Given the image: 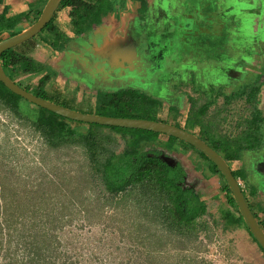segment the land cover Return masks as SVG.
<instances>
[{"label": "trees", "instance_id": "obj_1", "mask_svg": "<svg viewBox=\"0 0 264 264\" xmlns=\"http://www.w3.org/2000/svg\"><path fill=\"white\" fill-rule=\"evenodd\" d=\"M62 5L73 7L72 18L78 33L92 30L94 25H99L103 17L112 10L109 0H96L95 2L64 0ZM2 21H5L4 17ZM55 21L53 18L43 34L49 35L48 43L51 46L62 49L69 39L59 30ZM20 22L22 19H18L14 24L12 22L9 27H15ZM6 26H8L7 23L0 25V36ZM18 34L20 31H13L11 37ZM37 45L36 38H33L3 53L1 63L6 74L20 87L39 98L72 110L88 113L76 107L74 101H62L59 96L50 94L47 86L52 80L51 74H46L37 88H31L17 81L19 75L22 74L39 75L43 73L44 66L32 56ZM221 95L223 94L219 93L213 100L200 97L197 101L190 98L189 111L183 112V108L167 106L166 103L158 101L160 99L153 98L152 95L140 90L127 88L111 93L101 91L97 95L95 114L174 124L199 136L230 164V162L241 160V153L238 150L252 151L258 147L259 143L261 144L264 118L255 108L258 97L254 96L251 91H245L242 96L235 99L246 98V104L253 107V118L242 117L237 125L232 122V127L229 128L227 126L228 114L231 113L232 100L228 99V96L225 97L222 109L213 114L215 110L213 106ZM0 111L9 113L32 129L43 140L49 151L78 148L83 153L84 165L82 175L77 178H80L79 181H83V186H85V189L78 190L84 196L85 192L96 196L97 201L103 206H111L115 209L133 208L138 232L153 228L156 233L169 234L173 239L182 242L181 250L183 248L182 251L185 252L188 244L193 246L207 229L216 226L223 232L242 231L246 233L250 242L255 244L264 256V250L246 226L223 174L206 155L186 142L151 131L73 121L29 103L10 91L1 81ZM196 128L200 129L199 133L194 132ZM244 138L245 140L242 141ZM177 145L195 151L201 159L210 164L208 167L210 176H219L223 183L222 191L226 197L227 209H220L217 213H213L209 204L201 201V195L193 191L192 186L187 188V171L182 163L177 162L175 166H171L165 161L172 156L169 151L173 152ZM4 158L6 161L9 160L6 155ZM43 160L46 161L44 158ZM243 173V169L233 171L236 179L241 181L245 179ZM3 184L0 181L1 189H4ZM256 194V188H253L250 196L254 197ZM85 199L83 206L85 212L89 213L95 202L90 201V198ZM247 201L253 210L252 203L250 200ZM29 214L31 215V212ZM255 216L259 218L257 214ZM51 218L45 216L46 221L52 227L47 229L43 236V239L49 242L47 245L40 244L39 239L29 240L32 236L35 237L32 231L35 227L33 223H30L31 229H28L27 224L21 223L24 220L18 222L5 204L2 207L0 205V264H68V261L69 264H73V262L70 263L71 254H73L70 239L65 242L67 254L64 252L59 256L57 253L61 244L63 247V243H60L59 247L53 246L55 241L57 243L60 241L57 236L58 232L71 227L72 223L61 218ZM210 219L213 220V226L209 224ZM18 223L22 224L25 230L19 232ZM259 223L264 229L262 221L259 220ZM5 237H7L6 241ZM13 243L16 249H12ZM20 253H23L20 263L17 262L19 259L15 261L11 259L13 255L18 256ZM148 255L149 259L153 258V253ZM134 264L145 263L136 262ZM173 264L210 263L204 260L198 261L191 255L183 257L180 254L176 263Z\"/></svg>", "mask_w": 264, "mask_h": 264}, {"label": "rangeland", "instance_id": "obj_2", "mask_svg": "<svg viewBox=\"0 0 264 264\" xmlns=\"http://www.w3.org/2000/svg\"><path fill=\"white\" fill-rule=\"evenodd\" d=\"M221 5L223 2L217 0ZM192 4H196L197 7L193 11H188L186 4L179 8V19L176 23L185 21L197 22L204 21L207 16L206 13L201 10V0H190ZM241 9H244V13L259 12L264 15V0H239ZM181 3H179L180 5ZM225 4H228L225 2ZM222 7V6H221ZM237 10V9H236ZM240 11V10H239ZM236 13V11H234ZM252 14H245L244 21L249 22V29L245 34V42H243V52L245 55L253 51L252 59L249 63L243 61L242 66L248 71V77L244 82H237L233 85H222L220 88L216 83L212 82L214 79L211 76L196 75L191 73L182 78L183 73L180 72L178 76H171L169 79L171 82L170 87L174 93H185V91L193 88L195 93H199V97L203 99L213 100L215 96L222 93L224 98L222 104H216L213 106V114L222 109L225 104V97L232 100L230 105L231 113L228 114V127H232L233 124L237 125L242 117L249 119L253 118V107L246 104V98L235 99L243 95L245 91H251L254 96L258 97V100L262 98V91H264V41L263 32L264 27L255 22L251 18ZM226 15L225 21H229L231 18ZM230 25L231 21L227 22ZM194 25V24H193ZM251 26V28H250ZM264 26V25H263ZM230 27L233 29V25ZM259 27V28H258ZM257 28L259 29L257 32ZM186 29V28H185ZM230 29V28H229ZM182 30V28H179ZM250 33L248 34V32ZM256 30V31H255ZM187 32H191L190 28L186 29ZM251 36L256 43H247L246 37ZM174 44H170V48ZM181 47L184 49L182 43ZM159 49V48H158ZM179 47L173 51L172 58L175 59L177 55L181 54L182 49L179 51ZM240 49V47H239ZM228 55L232 54L227 52ZM212 54H209L210 57ZM228 56L227 54H225ZM188 58L189 54L184 53L181 58H184L186 63L194 65L193 59ZM249 57V58H250ZM212 59L209 60V65ZM230 65H235L232 61ZM260 64V65H259ZM45 69V67H44ZM167 69L174 70L173 63L168 62V65L163 68V73ZM53 72V71H51ZM182 75V76H183ZM37 77H32V80L26 78L27 83L22 80L24 85L28 82L35 81L38 83ZM168 81V80H167ZM34 85V84H32ZM140 91L146 90L139 87ZM160 86L157 90H160ZM148 89V88H147ZM168 96L165 91L163 93ZM150 95V93H149ZM222 96V95H221ZM155 98V95L153 96ZM165 104L164 99L156 97ZM199 101V98L196 99ZM257 100V102H258ZM256 110L258 107H255ZM224 116V115H223ZM263 136V134H261ZM245 140L242 139V141ZM0 181L4 182V189L0 187V205L7 206V209L14 214V219L18 222L24 220L21 223H25L31 229V224L35 225L32 229L35 234L30 241L39 239L40 244H48L49 241L43 239L44 232L51 228L45 216L52 218H61L64 221H69L72 226L59 231L57 236L59 242H54L53 246L60 248L57 253H66V241L71 240L72 253L70 263L73 264H134L136 262H144L145 264H173L176 263L177 258L181 255L190 256L198 259V261H206L210 264H264V256L258 249V247L250 242L248 235L242 231H227L223 232L221 228L213 226V220H209L212 229H207L198 242L187 245L186 251H182V242L178 239H173L169 234L156 233L151 228L144 229L143 232H138L136 225V214L131 209H115L111 206H103L100 204L96 196H92L89 193L85 196L78 189H85L84 182L79 181L77 178L81 174L83 169L84 157L83 153L75 147L63 148L59 151H49L43 140L32 129L27 127L23 122H19L14 116L9 113H3L0 111ZM177 149L169 153L181 162H184L188 169L199 178V180L207 181L206 186H203L204 195L201 201L207 202L212 209L213 213H217L220 209H227V202L225 194L222 191L223 183L219 176H214L212 180L208 177L210 172L204 167V162L210 167L207 161L202 160L199 155L194 151L187 149L183 146L177 145ZM179 149V151H178ZM241 160L245 159L248 152L244 151L243 155L238 150ZM9 157V160H5L4 156ZM46 159V161L43 160ZM232 164L234 170H238L242 167L241 161ZM4 163L3 165L1 163ZM206 169L208 176H204L203 172ZM243 186H247L245 182H251V174L248 167H242ZM212 178V177H211ZM207 179V180H206ZM255 186V185H254ZM84 187V188H83ZM3 188V187H2ZM247 189V187H246ZM253 189V187H251ZM258 192V189H256ZM96 194V193H95ZM87 195V197H86ZM90 198V201L95 202L89 213L85 212L83 206V200ZM203 199V200H202ZM95 200V201H94ZM89 202V201H87ZM31 212V215L29 214ZM51 218V219H52ZM90 219V220H89ZM221 227V226H220ZM19 232L25 230L22 224L18 223ZM18 233V232H17ZM36 236L38 238H36ZM7 240V237L4 239ZM62 241V242H61ZM144 244L143 246L140 244ZM12 249H16L15 243ZM149 253H153V258L149 259ZM67 254V253H66ZM23 253L18 256L13 255L11 259H15L17 262L22 259ZM60 259V258H59ZM10 260V258L8 259ZM151 260V261H150ZM69 264V261H68Z\"/></svg>", "mask_w": 264, "mask_h": 264}, {"label": "crops", "instance_id": "obj_3", "mask_svg": "<svg viewBox=\"0 0 264 264\" xmlns=\"http://www.w3.org/2000/svg\"><path fill=\"white\" fill-rule=\"evenodd\" d=\"M48 1L49 0H0V25L5 23L8 25L1 33V41L11 38V33L13 31H20L21 34L31 28L42 15ZM88 1L95 2L96 0ZM221 1L223 5L217 0H201L202 6L204 5L201 10H203L207 16H204V21L190 23L192 25L194 24V27L192 28V32L188 33L191 34L187 45L188 48H193L192 46L195 44L191 41L192 37L195 38V40L198 39L200 42L202 40L205 41L203 47L196 46L201 54L198 52L196 53L198 55L190 57V60L193 59L194 65L186 63L184 58L179 56L175 59H173L172 56H167V58L161 57L156 60L157 64L161 65L163 68L168 65V62H172L174 66V70L167 69L164 71L166 82L162 84L163 86L159 85L165 89L168 93L167 97L171 99L170 102H165L167 106L181 107L183 108V112H186L189 111L190 108L189 99L193 98L196 100L200 98L199 93H195L193 88L185 91L188 95L184 93H174L173 89L170 87L171 82H169L171 76L175 75L179 77L182 71L184 73V75H182L185 77L188 76L190 72L195 73L194 70L201 75H203L204 72L218 71V69L225 71L229 66L228 60L224 57L226 54L225 46L231 47L232 51L234 50L236 52L237 45L243 43L245 37L244 31L251 25L247 21L245 23L244 17L245 14H252L253 11L251 13H244V9L240 8L241 6L243 7V4H240L239 0ZM109 2L112 6V10L103 17L102 22L99 25H94L92 30L83 33H78L76 30L72 18L73 7L63 6L61 4L54 18L59 30L69 39V42L65 44L62 49H57L48 43L49 35L43 34V32L40 33L35 37L38 45L32 56L38 63L42 64L45 69L43 73L39 75H19L17 81L19 82V80H22L24 82L26 78L29 80L31 78L32 80V77H37L38 83H35V80L28 82L26 85L31 88H37L40 84V80L46 74H51L52 80L47 86L51 95H55L56 97L59 96L62 101H74L76 107L90 114H95L98 92L103 91L111 93L123 89L112 87L109 84L110 81L108 79L115 68L114 65L119 64L122 66L124 61L121 60L124 59L135 60L137 53L134 47L141 45V43H146L145 47L152 48L153 54L158 55L157 53L158 50L161 49L160 44L162 40L169 38V43L173 44V38L170 36L176 32V28H182L185 23V21L176 23L179 19V8L183 7L184 4L187 5V7L184 8H187L188 11H193L196 8V4H192L190 0H109ZM225 2L228 4H225ZM179 3L181 4L179 5ZM234 11H236V13ZM226 13L231 14V18L229 19V21H231L230 25L232 24L233 29L235 28L236 30H232V27L227 25L229 21L224 20L227 15ZM3 17L5 21H2ZM251 18L260 24V27H264V15L255 12ZM18 19H22V22L10 28V24L12 22L14 24ZM182 31L185 30L182 28L181 32ZM222 39L225 41L222 42ZM82 44L86 47L85 51L87 53L90 52V54L95 55V59L92 57L88 58L89 56H87V59L79 58L78 54L82 51ZM157 47H159V49ZM206 50H209L208 54L204 53ZM170 51L171 55H173V51ZM212 52L214 56L210 57L209 54ZM163 55L164 53L161 56ZM241 55H243L242 50L241 54H237L236 57L234 55V57L232 56V61L242 65L243 56ZM185 58L189 59V57L187 58L186 56ZM222 58H224V60ZM210 59H212V62L209 65ZM108 62L112 63V71L108 68ZM236 66H238V64L235 66L232 65V70L234 73L238 74ZM77 73H82L85 78L81 80V76ZM159 73L160 72L157 71L155 74L157 78H153L152 80L155 82V85L152 86L153 89L145 88L146 90H144L142 87L141 88L144 90L143 92L147 94L150 93L152 96L155 95V97L158 96L162 98V96L154 92L158 87L156 85V80L158 79ZM161 77H163L162 74ZM95 78L97 80L96 82L102 81L101 84L96 86ZM25 82L27 83V80ZM217 86L219 87L218 89H221L220 87L222 85ZM163 88L160 90L162 91ZM132 89H135V87ZM139 89V87L136 88V90ZM223 98V95L218 98L219 100L216 106L217 104H222ZM183 122L184 121H182V123ZM194 132L199 133L200 129L196 128ZM248 151L249 150H246V152ZM243 153L244 150L242 151V155ZM238 162H240V160L230 162V164L232 166V164ZM238 170H242V167H239ZM250 202L253 205V212L257 214L259 217L258 219L264 224V198L257 193L254 197L250 196Z\"/></svg>", "mask_w": 264, "mask_h": 264}, {"label": "water", "instance_id": "obj_4", "mask_svg": "<svg viewBox=\"0 0 264 264\" xmlns=\"http://www.w3.org/2000/svg\"><path fill=\"white\" fill-rule=\"evenodd\" d=\"M63 1L64 0H49L42 15L31 28H29L27 31L21 34H18L14 37L5 39L0 42V81L10 91L22 97L23 99L27 100L29 103L39 106L41 108H44L46 110H49L67 119L82 122V123H87V124H97L101 126L151 131L154 133L175 137L193 146L195 149H197L198 151L206 155L218 167L220 172L223 174L230 190L232 191L233 197L238 206L239 212L245 221L246 226L248 227L250 233L256 239L258 244L264 250V229L260 225L255 214L253 213L243 193L239 180H237L236 177L234 176L233 170L231 169L228 162L224 159V157L220 153H218L215 149H213L208 143L203 141L199 136L189 131H186L182 128H179L175 126L174 124H170V123L157 122V121H152V120H147V119L114 118V117L100 116L96 114L83 113V112H79L76 110H72L70 108H66L54 102L39 98L36 95L26 91L6 74L5 70L3 69L2 63H1V56L3 55V53L28 42L29 40L35 38L40 33H42L44 29L53 20L56 11L60 7V5L63 3ZM185 27L192 29L193 25L186 24ZM145 44L141 43V45L134 47L137 53L136 56H139L137 57L139 58V60L145 54L149 55L151 54V52L153 54L152 48L145 47ZM81 46H82V51H80V53L78 54L80 59H85V58L87 59V56H89L88 58L92 57L95 59L94 54H90V52L87 53L85 51L86 47L83 44ZM121 61H124L122 64V67L128 68L127 66L128 65L131 66L134 60L132 61V60L124 59ZM111 64L112 63L110 62L107 63V65L109 66L108 68L112 71L113 68L111 67ZM120 70L121 68H119V71ZM130 71H131V74L127 73L126 75H121V76H126L130 79L137 80L139 73L133 72V70H130ZM165 161L171 166H175L177 162H181L179 159H176L173 156H170L168 159H165ZM181 163L183 167L185 168V170L188 172V166H186L184 162H181ZM186 182H188L187 179H186ZM206 182L207 181L205 180L202 182L200 181V186L202 189V191L198 189L200 193L203 192V188H204L203 186H206Z\"/></svg>", "mask_w": 264, "mask_h": 264}, {"label": "flooded vegetation", "instance_id": "obj_5", "mask_svg": "<svg viewBox=\"0 0 264 264\" xmlns=\"http://www.w3.org/2000/svg\"><path fill=\"white\" fill-rule=\"evenodd\" d=\"M196 7H197V5H196ZM193 12H194V10H193ZM226 14H227V16H230L228 13H226ZM190 23H191V21H187L186 22V24H190ZM184 27H185V24H183V26H182V28L185 31L181 32V30H179V28H176L175 31L177 33L175 32L172 36H170L171 38H173V42L172 43L174 45H173L172 48H170V43H169L170 40H169V38H165V39L162 40V42L160 44L161 45L160 46L161 49L160 50L157 49L158 50V53H157L158 55L152 54V52H151V54H149V55L145 54L140 60H139V58H137L139 56H136L135 60L134 61L132 60L133 64L131 66L128 65L127 66L128 68H124V67H122L119 64L114 65L115 68L112 71V74H111L110 78L108 79L110 81L109 84L112 87L123 88V89L134 88V87H135V89L138 88V87L153 89L152 86L155 85V82H153L152 80H153V78H157V76L155 75L157 71H159L160 73L158 75V79L156 80L157 81L156 85L159 86V85L164 84L166 82V80L164 78L165 74L163 73V69H162L163 67L161 65L157 64L156 60L158 58H161V57H166L167 58V56H171V53H170L171 51L170 50L175 51V48H177V46L180 48L179 51L182 49V51H184V53H188L189 54V57H193L195 55H198L196 53L199 52L198 51L199 49L196 46H202L203 47L205 45V41L204 40H202L200 42L197 38L196 39L198 41L195 40V38L192 37L191 41H193L192 43H195V44L192 46L193 48L189 49L187 45H188L189 37L191 36V34H188V33H191L192 31L191 32H186V29H185L186 27L185 28ZM250 28H251V26H250ZM248 29L244 31L245 34H247ZM258 30L259 29L257 28V32H258ZM250 31L251 30H249L248 34L250 33ZM193 32H195V31H193ZM185 34H188V35H185ZM253 39L254 38L251 37V36L250 37L249 36L246 37L247 43H249L251 45L256 43L255 40L252 42ZM221 41L224 42L225 40L222 39ZM263 41H264V32H263ZM243 42H245V39L243 40ZM180 43H182L184 49L181 47ZM242 44L243 43H241V44L239 43L237 45L236 52L234 50L232 51L231 47L229 48V46H225L227 55H228L227 52L230 51V53H231V51H232V54H229L228 56H226V55L224 56L226 58V60H228L229 63L232 62V59H233L232 56L233 55L236 57L237 54H241V50H242V54H243V55H241V56H243V61L249 63V60L252 59L251 57H252L253 51L249 52L251 57L248 56L249 54L245 55L244 52H243ZM239 47H240V49H239ZM157 48H159V47H157ZM208 51L209 50H206V51H204V53L208 54L209 53ZM163 53H164V55L161 56ZM184 53L182 52L181 54H179L177 56L180 57ZM199 54H201V53L199 52ZM210 54H212L211 55L212 57L214 56L213 52L210 53ZM222 59L224 60V58H222ZM163 60H162V62H163ZM236 64H238V66H236L238 74L233 72L232 65L230 66V64H229L228 68H226L225 71L224 70L221 71L220 69H218V71H211V72H206V73L204 72L203 76L205 77V76L209 75V76L213 77L214 79L212 80V82L216 83V85H225V86H227V85H233V84H235L237 82H244L246 80V78L248 77V71H246L244 69V67L242 65H240L238 62H235V65ZM119 68H121L120 71H119ZM130 70H133V72H138L139 73V76L137 77V80L130 79V78L126 77V76H121V75H126L127 73L131 74ZM194 72H195V76L196 75H201V74H198L195 70H194ZM77 74L81 76V80H83V78H85L82 73H77ZM161 74H162L163 77H161ZM184 77L185 76H182V78H184ZM233 77H235V78H233ZM263 78H264V76H263ZM96 81L97 80L95 78V85L96 86L101 84V82H102V81H98V82H96ZM161 88H163V87H161ZM154 92H155V94L162 96V98L164 99V101L166 103L170 102L171 99H169V97H167V96H165L163 94V93H165V89L164 88H163L162 91L161 90H155ZM261 96H263V97L260 98L259 100L257 98V100H258V102H256L257 107H258L257 112L259 111V113L261 114V117L264 118V91H262V95ZM262 123H263V127H262L261 131L263 133V138H262L261 144L259 143L258 147L255 150L248 151V155L246 156V160L245 159L241 160L242 161L241 163L244 164L242 167H248L249 170H250V174L252 175L251 176V182H245L247 184V186H246L247 189H246L245 185L241 186L242 190H243V193H244V195H245L247 200H250V193L253 190V189H251V187L258 189L257 193H259L264 198V122H262ZM176 149H177V147H176ZM178 151H179V149H178ZM204 167L208 170V166H207V164L205 162H204ZM206 169H204L205 172H203V175L205 177L208 176L207 173H206ZM233 171H236V170L233 169ZM211 177H213V176H209L208 179L210 178V180H211ZM186 179L188 181L187 182V184H188L187 188L189 189V187L192 186V188H194L193 191H197L201 195V198H202L204 193H200L199 192V190L202 191L201 186H200V180H199V178L194 176V174L191 172L190 168L188 169L187 178Z\"/></svg>", "mask_w": 264, "mask_h": 264}, {"label": "clouds", "instance_id": "obj_6", "mask_svg": "<svg viewBox=\"0 0 264 264\" xmlns=\"http://www.w3.org/2000/svg\"><path fill=\"white\" fill-rule=\"evenodd\" d=\"M197 150V149H196ZM229 164V163H228ZM230 165V164H229ZM230 167H231V169L233 170V168H232V166L230 165ZM238 180V179H237ZM239 183H240V185L242 186L243 184H242V182H241V180H239ZM253 211V210H252ZM254 213V212H253ZM255 214V213H254ZM259 221V220H258Z\"/></svg>", "mask_w": 264, "mask_h": 264}]
</instances>
